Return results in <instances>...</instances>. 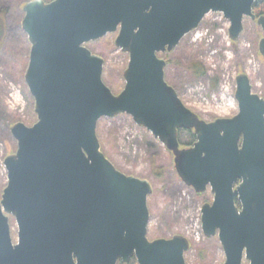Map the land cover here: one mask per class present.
I'll return each instance as SVG.
<instances>
[{"label":"water","instance_id":"obj_1","mask_svg":"<svg viewBox=\"0 0 264 264\" xmlns=\"http://www.w3.org/2000/svg\"><path fill=\"white\" fill-rule=\"evenodd\" d=\"M263 0H30L22 29L31 45L25 83L37 121L11 128L17 151L5 159L0 200V264H186L182 236L148 240L151 184L118 171L106 158L98 122L128 115L174 157L182 182L210 189L202 230L218 236L223 264H264V99L250 78H236L238 114L207 123L165 80L174 51L210 13H222L237 42L244 20L264 32ZM118 34L129 55L119 95L103 82L104 59L86 45ZM259 52L264 58V39ZM196 142L182 149L179 131ZM11 217L18 227L11 235Z\"/></svg>","mask_w":264,"mask_h":264},{"label":"rangeland","instance_id":"obj_2","mask_svg":"<svg viewBox=\"0 0 264 264\" xmlns=\"http://www.w3.org/2000/svg\"><path fill=\"white\" fill-rule=\"evenodd\" d=\"M29 1L0 0V13L7 14L5 38L0 45V200L8 185L5 159L17 151L11 128L18 123L32 127L37 121L34 99L24 80L31 45L22 21L23 8ZM229 28V21L220 15H207L174 51L160 54L167 62V83L183 104L207 123L238 114L236 104L229 106L227 99L233 101L236 78L241 74L250 78L254 94L264 99V58L259 52L264 32L256 22L246 18L242 35L232 42ZM117 35L109 34L86 45L104 59L102 79L115 95L125 87L124 74L129 65V55L115 46ZM193 64L202 67V76L192 73ZM97 135L102 152L118 171L145 180L153 188L147 201L148 240L182 236L190 242L186 264H223L225 253L218 236L207 238L202 230V208L212 204L214 198L210 189L199 195L187 187L175 169L172 153L128 115L101 119ZM185 135L182 142L187 139ZM10 225L16 243L18 227L12 217Z\"/></svg>","mask_w":264,"mask_h":264},{"label":"trees","instance_id":"obj_3","mask_svg":"<svg viewBox=\"0 0 264 264\" xmlns=\"http://www.w3.org/2000/svg\"><path fill=\"white\" fill-rule=\"evenodd\" d=\"M46 3L51 2L52 0H44ZM253 12L257 17H261L264 15V0L261 3H256L253 7ZM7 14L5 12L0 13V45H2L4 38H5V31H6V26H7V19H6ZM191 71L194 75L202 76L204 71L202 67L199 65L193 64L191 66ZM1 115V111H0ZM1 118V116H0ZM186 134L185 131H180L179 132V142L180 144L190 147L193 143L196 141V136L193 132H188L186 136V140L182 142V136ZM118 264H123L121 261L118 262ZM128 264H137L136 258H132Z\"/></svg>","mask_w":264,"mask_h":264},{"label":"flooded vegetation","instance_id":"obj_4","mask_svg":"<svg viewBox=\"0 0 264 264\" xmlns=\"http://www.w3.org/2000/svg\"><path fill=\"white\" fill-rule=\"evenodd\" d=\"M52 1H54V0H52ZM52 1H51V2H52ZM51 2H49V3H51ZM261 2H262V1H261ZM261 2H256V3H261ZM256 3H255V4H256ZM255 4H254V5H255ZM253 7H254V6H253ZM253 13H254V12H253ZM249 19H250V18H249ZM251 20H252V19H251ZM252 21H253V20H252ZM254 22H256V21H254ZM256 23H257V22H256ZM116 34H117V33H116ZM180 131H185V132H186V135H187L188 132H190L189 130H180ZM180 131H179V132H180ZM191 132H193V131H191ZM193 133H194V132H193ZM195 142H196V141H195ZM194 144H195V143H193L190 147H186V146H184V145H182V144H180V145H181V148H182V149H188V148H192ZM207 191H208V190H207ZM207 191H206V192H207ZM206 192H205V193H206ZM203 194H204V193H203ZM199 195H202V194H199ZM243 264H249V263L246 262V261H244Z\"/></svg>","mask_w":264,"mask_h":264},{"label":"built area","instance_id":"obj_5","mask_svg":"<svg viewBox=\"0 0 264 264\" xmlns=\"http://www.w3.org/2000/svg\"><path fill=\"white\" fill-rule=\"evenodd\" d=\"M218 15H220L221 16V19H224V17H223V15L222 14H218ZM225 99H227L226 97H224ZM227 100H229V102H228V105L229 106H232V107H234V104H236V106H237V108H238V104H237V101H236V99H235V96H234V99H233V101H232V99H227ZM234 102V103H233Z\"/></svg>","mask_w":264,"mask_h":264}]
</instances>
